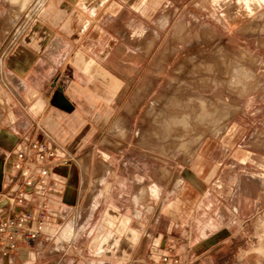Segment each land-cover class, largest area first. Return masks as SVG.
I'll return each mask as SVG.
<instances>
[{
  "label": "rangeland",
  "instance_id": "1",
  "mask_svg": "<svg viewBox=\"0 0 264 264\" xmlns=\"http://www.w3.org/2000/svg\"><path fill=\"white\" fill-rule=\"evenodd\" d=\"M48 2L0 0V43ZM101 2L61 57L87 89L88 138L79 206L53 236L77 240L63 264L128 254L159 214L231 233L219 264H264V0Z\"/></svg>",
  "mask_w": 264,
  "mask_h": 264
},
{
  "label": "crops",
  "instance_id": "2",
  "mask_svg": "<svg viewBox=\"0 0 264 264\" xmlns=\"http://www.w3.org/2000/svg\"><path fill=\"white\" fill-rule=\"evenodd\" d=\"M96 1L99 0H49L42 18L23 32L3 61V77H0V217L8 213L6 194L18 186L19 172L14 163L17 152L26 146L25 138L29 142L47 140L42 127L73 156L79 155L82 145L88 142L86 125L79 123L82 107L76 98L87 89L80 87L70 61H65L62 66L61 57L70 42L82 38L80 32L88 26L87 17L103 13L105 2L93 7ZM76 167L73 160L52 166L50 176L55 187L47 198L50 212L44 234L33 248L20 240L16 249L0 253V264H63L73 256L77 240L69 245L71 249L63 250L53 236L58 233L63 219L79 206L82 191ZM34 201L36 217L38 207ZM121 217L125 219V216ZM161 218L159 214L153 228L140 227L142 232L135 234L128 254L119 247L113 255H101V264H173L174 259L179 260L177 264L221 263V250L233 238L231 233L220 228L204 233L193 231L191 227L181 230L180 223L172 219L167 227L160 228ZM165 255L169 256L166 261L163 260Z\"/></svg>",
  "mask_w": 264,
  "mask_h": 264
},
{
  "label": "built area",
  "instance_id": "3",
  "mask_svg": "<svg viewBox=\"0 0 264 264\" xmlns=\"http://www.w3.org/2000/svg\"><path fill=\"white\" fill-rule=\"evenodd\" d=\"M41 5L38 4L39 10ZM27 16V15H26ZM23 23V21H22ZM19 24L13 34L0 43V77L3 75L2 64L10 50L17 43L25 27ZM47 140L29 142L24 139V148L16 155L15 168L19 172L18 186L5 196L8 213L0 217V253L18 247V242L24 240L26 245L33 248L44 234L45 223L50 212L47 205L49 192L55 187L50 174L52 166L62 161L73 160V156L65 147L42 129ZM36 198V202L34 201ZM33 201L38 207L35 217ZM34 223V224H32ZM165 255L163 260H168ZM178 259L173 260L177 264Z\"/></svg>",
  "mask_w": 264,
  "mask_h": 264
},
{
  "label": "bare ground",
  "instance_id": "4",
  "mask_svg": "<svg viewBox=\"0 0 264 264\" xmlns=\"http://www.w3.org/2000/svg\"><path fill=\"white\" fill-rule=\"evenodd\" d=\"M67 228H68V226H67ZM67 228H66V233H67ZM69 232V231H68Z\"/></svg>",
  "mask_w": 264,
  "mask_h": 264
}]
</instances>
